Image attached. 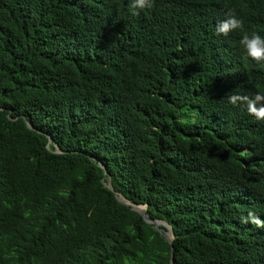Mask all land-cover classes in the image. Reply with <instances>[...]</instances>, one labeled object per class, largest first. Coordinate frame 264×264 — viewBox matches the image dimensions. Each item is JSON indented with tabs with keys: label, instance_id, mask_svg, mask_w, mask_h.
I'll use <instances>...</instances> for the list:
<instances>
[{
	"label": "trees",
	"instance_id": "trees-1",
	"mask_svg": "<svg viewBox=\"0 0 264 264\" xmlns=\"http://www.w3.org/2000/svg\"><path fill=\"white\" fill-rule=\"evenodd\" d=\"M131 5L0 0V264H264V0Z\"/></svg>",
	"mask_w": 264,
	"mask_h": 264
},
{
	"label": "clouds",
	"instance_id": "clouds-1",
	"mask_svg": "<svg viewBox=\"0 0 264 264\" xmlns=\"http://www.w3.org/2000/svg\"><path fill=\"white\" fill-rule=\"evenodd\" d=\"M153 6V0H132L133 15H138L136 9H150ZM244 31V22L238 18L235 11L229 10L226 13V19L222 20L216 26V32L219 35L227 36L230 32ZM240 44L248 57L261 66H264V37L253 32L250 36L247 32L241 37ZM229 103L233 106L243 104L249 115L257 121H264V91H258L253 97L246 95H232L229 97ZM241 223H251L257 228H264V220H261L252 211H249L246 217L241 218ZM127 264V262H126Z\"/></svg>",
	"mask_w": 264,
	"mask_h": 264
},
{
	"label": "water",
	"instance_id": "water-1",
	"mask_svg": "<svg viewBox=\"0 0 264 264\" xmlns=\"http://www.w3.org/2000/svg\"><path fill=\"white\" fill-rule=\"evenodd\" d=\"M106 186L112 191V187L109 182L106 184ZM122 203L125 205H128L131 209L136 211L146 223L151 224L160 234L164 236L165 240L168 243H171L172 234H171L170 227L162 221L148 219V217L145 215L143 211L145 205H135V204L128 203L126 201H123ZM160 225L164 227V231L160 229L159 227Z\"/></svg>",
	"mask_w": 264,
	"mask_h": 264
}]
</instances>
